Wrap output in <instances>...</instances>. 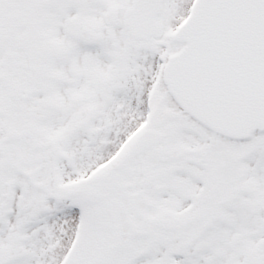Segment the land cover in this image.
<instances>
[{
  "label": "snow or ice",
  "instance_id": "1",
  "mask_svg": "<svg viewBox=\"0 0 264 264\" xmlns=\"http://www.w3.org/2000/svg\"><path fill=\"white\" fill-rule=\"evenodd\" d=\"M0 264H264V0H0Z\"/></svg>",
  "mask_w": 264,
  "mask_h": 264
}]
</instances>
